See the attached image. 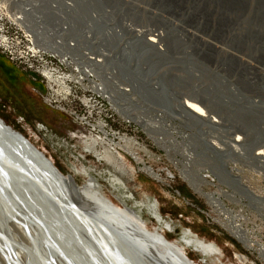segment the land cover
Segmentation results:
<instances>
[{"label": "built area", "instance_id": "obj_1", "mask_svg": "<svg viewBox=\"0 0 264 264\" xmlns=\"http://www.w3.org/2000/svg\"><path fill=\"white\" fill-rule=\"evenodd\" d=\"M151 13L142 0H0V53L39 78L47 103L96 145L131 157L128 137L143 158L132 131L152 141L168 159L164 167L143 158L154 178L170 188L184 181L195 196L186 204L264 261L244 243L264 245V40L252 34L246 59L228 51L233 60L214 67L198 46L177 80L176 47ZM182 98L200 110L181 108ZM164 130L168 150L148 132Z\"/></svg>", "mask_w": 264, "mask_h": 264}, {"label": "rangeland", "instance_id": "obj_2", "mask_svg": "<svg viewBox=\"0 0 264 264\" xmlns=\"http://www.w3.org/2000/svg\"><path fill=\"white\" fill-rule=\"evenodd\" d=\"M142 4L144 15L150 17L154 10L156 24L170 33L176 47L177 80L182 71V60L199 59L198 46L205 48L207 64L214 67L216 60H233L228 51H238L237 56L246 59L252 34L257 44L264 40V0H142ZM205 6L211 10L209 14L204 10ZM5 62L12 63L18 73L5 66ZM209 70L207 75H211ZM207 78L210 80L211 77ZM46 94L47 87L39 78L18 67L5 55L0 56V117L29 139L64 175L73 176L81 185L85 177L74 168L90 170L100 182L101 192L119 208H125L126 204L139 210L135 202L157 201L158 212L171 228L155 219L144 207L139 212L146 221V228L151 232L158 231L178 247L184 243V230H190L200 240L213 243L222 251L221 261L217 264H240V257L246 264H264L255 250L246 248L220 227L211 225L196 207L186 204L184 197L195 199V196L184 181H173L174 188L182 192L178 196L174 188L140 170L141 164L132 157L115 152L107 145H96L97 140L94 141L95 138L70 115L47 103ZM132 134L143 140L146 149L142 155L147 162L168 166L163 150L145 136L135 131ZM90 142L92 145L88 146ZM110 175L120 177L125 186L113 187L108 179ZM184 251L194 264H211L209 259L202 260V254L191 245L185 246Z\"/></svg>", "mask_w": 264, "mask_h": 264}, {"label": "bare ground", "instance_id": "obj_3", "mask_svg": "<svg viewBox=\"0 0 264 264\" xmlns=\"http://www.w3.org/2000/svg\"><path fill=\"white\" fill-rule=\"evenodd\" d=\"M204 10L207 14L211 12L208 6H205ZM206 42L212 47H216L211 42ZM185 99H177L181 103V108L200 110L198 105L190 99ZM2 120L10 126L3 118ZM10 127L17 131L14 127ZM148 132L153 135L155 141H159L163 136L162 145L168 150V140L165 136L168 133L167 130ZM0 135L4 137V134L0 133ZM7 136L3 139L9 143L8 146L17 149L14 137ZM125 140L129 146L126 149L127 152L141 164V170L152 177L162 179L154 167L145 163L141 156L135 152V149L130 145L132 144L130 139L125 138ZM87 145H92V142ZM109 147L113 149L111 146ZM114 151L116 152V150ZM26 153L29 154L27 151ZM43 155L48 158L44 153ZM119 155L121 154L119 153ZM49 160L58 169L54 162ZM35 165L41 171L40 174L47 181L46 183L40 177L38 182L28 178L24 173L23 165L14 159L12 153L0 156V264L10 261L3 249L7 245L13 248L20 264H72L74 261H77L78 264H92V261L93 264H134V261L126 254L131 253L129 244H134L143 250L153 249L156 257L167 264H194L193 261L185 257L187 254L184 250L188 245L193 246L202 254V260L208 261L209 259L211 264L221 261L222 251L215 244L200 240L190 230H184L182 236L184 243L181 247L171 243L158 231H149L146 228V221L139 212L144 207L155 216V219L171 228V224L165 222L158 212L157 201L149 199L147 202H135L140 207L139 210L134 207L129 208L126 204L125 208H119L101 192L98 179L84 167L74 168L75 172L81 173L85 177V181L81 185L76 183L73 176H66L59 169L58 171L68 179L67 192L71 194L73 202L81 210L84 208L90 212L94 211V217L75 211L74 213L69 212L71 220L69 217L66 219L62 213L65 211L64 206L61 205L63 201L55 200L58 210L45 200L46 196L56 197L58 191L62 193L60 180L54 179V173L45 161L38 159ZM108 179L113 187L125 186L118 176L110 175ZM62 195L66 196L63 193ZM14 217H17L18 221L22 219L27 224L31 236L26 233L22 224L16 220H9ZM120 239L125 241L124 246L128 252L119 245ZM244 243L249 247H258L264 258L263 244ZM56 253L63 255V258L56 256ZM240 259L242 262L240 264H246L241 257Z\"/></svg>", "mask_w": 264, "mask_h": 264}, {"label": "water", "instance_id": "obj_4", "mask_svg": "<svg viewBox=\"0 0 264 264\" xmlns=\"http://www.w3.org/2000/svg\"><path fill=\"white\" fill-rule=\"evenodd\" d=\"M0 133L4 134V137H8L7 135H10L11 138L14 137V141L17 144L16 148L18 147L17 149L10 148L11 146H8L9 143L6 142V140L3 139L4 137L0 135V156L5 153L6 154H8L9 152L12 153L14 159L20 161L21 164L23 165V168L25 169L24 173L26 174L28 178H30L34 182H38L40 181L39 180V177H40L45 183L47 182L45 181V179H43V176L40 174L41 171L35 167L36 161L38 159H41L42 161H45L46 165H48L50 170L54 173V179H56L57 181L60 180L59 183H61V186H62V193L65 194L66 196L63 197L62 193L58 191L56 192L57 193L56 197L50 198L46 196L45 200H47L53 207H55L58 210L59 208L55 200H57V202H59L60 200L63 201L64 204L62 203L61 205L64 206L65 211H62V213L66 219L69 217V219L71 220V217H70L71 215L69 212L74 213L75 211H78L81 214L94 217V211L90 212L89 210H86L84 208H82L83 210H81V208H79V206H77L73 202L71 194L67 192V186H69V183L67 182L68 179L63 177L61 173L58 171V169L55 166H53V163H51V161L48 158H46L43 155V153L39 151L26 137H24L21 133L15 131L14 129H12L10 126L6 125L3 122L1 117H0ZM26 151L29 152V154H27ZM47 176H48V173H47ZM17 219H18L17 217H14V218H10L9 220L10 221L16 220V222H19L20 224H22L26 233L29 236H31V233L27 227V224L24 223L22 219H20L21 221H18ZM122 240L119 241V245L123 247L126 252H128V250L124 246L125 241H122ZM128 247H130L131 253H126V254L132 259V261H134V264H167L163 262L161 259H158L156 257V254L153 251V249L143 250L134 244H131V245L129 244ZM3 249H4L6 256L10 258V261H8V263L6 264H20L15 251L10 245L4 246ZM56 256L63 258V255L59 253H56ZM185 257L189 259L186 255ZM72 264H78V263L77 261L76 262L74 261L72 262ZM92 264H93V261H92Z\"/></svg>", "mask_w": 264, "mask_h": 264}, {"label": "flooded vegetation", "instance_id": "obj_5", "mask_svg": "<svg viewBox=\"0 0 264 264\" xmlns=\"http://www.w3.org/2000/svg\"><path fill=\"white\" fill-rule=\"evenodd\" d=\"M0 56H2V54H0ZM5 63H7V64H5V66L11 67L12 69H15V71L17 72V69L14 66H12L13 65L12 63H10V62H5Z\"/></svg>", "mask_w": 264, "mask_h": 264}]
</instances>
